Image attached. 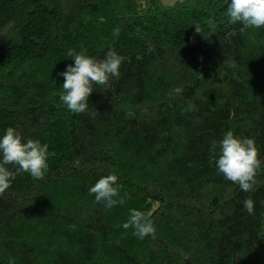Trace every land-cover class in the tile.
Returning a JSON list of instances; mask_svg holds the SVG:
<instances>
[{
  "label": "trees",
  "instance_id": "obj_1",
  "mask_svg": "<svg viewBox=\"0 0 264 264\" xmlns=\"http://www.w3.org/2000/svg\"><path fill=\"white\" fill-rule=\"evenodd\" d=\"M228 2L0 0V136L49 153L44 179L0 196V264H264V27L229 25ZM69 49L124 58L81 114L59 98ZM228 130L259 150L253 192L216 168ZM108 174L125 199L110 210L89 193ZM131 209L153 235L122 227Z\"/></svg>",
  "mask_w": 264,
  "mask_h": 264
},
{
  "label": "clouds",
  "instance_id": "obj_2",
  "mask_svg": "<svg viewBox=\"0 0 264 264\" xmlns=\"http://www.w3.org/2000/svg\"><path fill=\"white\" fill-rule=\"evenodd\" d=\"M226 16L229 25L237 23L241 25L239 29L241 33L246 29L264 27V0H230L227 3ZM195 31L201 34L199 26H195ZM118 34L117 28L113 35ZM225 35L231 38L236 35V30L232 29ZM67 55L73 58L74 64H68L64 71L58 73L64 78L63 92L59 98L70 112L81 114L88 111V98L93 92L94 84L107 89L112 78H119V69L124 58L112 49H109L102 59L86 55L83 50L76 52L69 49ZM137 59H142V56L138 55ZM184 91L182 86L174 89L178 95ZM193 107L189 105V110H193ZM218 146L219 156L214 162L219 173L226 180L237 184L242 191L249 193L255 191L261 161L258 159L259 150L254 139L236 137L228 130ZM216 149L217 142L213 140L209 151L215 153ZM48 155L46 143L42 144L39 140L33 139L22 142L20 132L8 127L0 136V196L20 173L26 172L34 179H44L49 167ZM117 181L118 177L115 174L102 176L89 188V193L95 194V201L104 204L109 210L118 204L123 205L125 199L120 196ZM243 207L249 214L254 213L255 204L251 196L243 201ZM122 227L124 229L131 227L133 235L140 239L155 233L153 221L144 212L136 209L130 210L129 219Z\"/></svg>",
  "mask_w": 264,
  "mask_h": 264
},
{
  "label": "rangeland",
  "instance_id": "obj_3",
  "mask_svg": "<svg viewBox=\"0 0 264 264\" xmlns=\"http://www.w3.org/2000/svg\"><path fill=\"white\" fill-rule=\"evenodd\" d=\"M163 1V3H165V4H171V3H173L174 1H176V0H162Z\"/></svg>",
  "mask_w": 264,
  "mask_h": 264
}]
</instances>
